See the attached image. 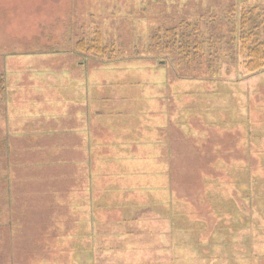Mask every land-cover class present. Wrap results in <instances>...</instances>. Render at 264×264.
<instances>
[{"label":"rangeland","instance_id":"rangeland-1","mask_svg":"<svg viewBox=\"0 0 264 264\" xmlns=\"http://www.w3.org/2000/svg\"><path fill=\"white\" fill-rule=\"evenodd\" d=\"M258 5L263 8L264 0H0V75L3 73L6 80L5 94L0 97V220L4 219L2 208L3 214H5L4 209L7 205L6 200L9 193L7 177L9 176L14 199L8 202L12 208H8V212H6L7 217H11V220L8 219L5 222H11H8L10 229L13 227L12 225H16L13 230H19L20 233L16 234L19 236L14 238V241L10 235V244H7L5 248L1 245L0 264H93L95 255L90 244H87L84 249L82 248L84 246L75 243L72 238L74 234L77 235L76 232L79 228L81 232H86V230L89 232L90 227L87 225L91 224L93 217H97L99 223H104V225L114 222L109 215L101 218L98 212L97 215L93 217L89 215L85 219V201L80 200L79 193L71 194L74 188L79 187L74 172L68 166L60 167L65 152L62 153L63 156L60 152L57 157H53V153L56 155L57 150L59 152L62 146L68 143L73 144L76 140V138L69 137L68 132L80 129V124H77L75 117L78 113L75 108L78 106L76 97L80 91V84L82 85L86 79L87 68L90 70L86 79L87 87L98 88L100 92L105 87L107 88L108 92L103 96L108 99L105 102L100 101L97 108L100 107L99 110L108 116H131L136 108V94L134 95L132 92L133 89L127 86L125 89H120L123 87L124 81L131 83L142 81L145 85L144 89L147 90L151 86V82H159L167 78L171 84L168 89L170 97L167 105L168 113L173 112L176 104L174 80L179 82L176 88H179L178 85L182 88V90L178 89L181 92L177 95H179L180 101L185 104L183 106L184 116H189L194 111L195 116L200 115L202 111L207 112L206 105L210 104L213 98L216 106L223 102L226 105L237 104L239 102L237 96L229 101L222 98L223 95L216 94L215 97L211 95L208 102L204 94L205 86L210 90L215 91L216 89V93H223L226 90L214 85L213 80L215 83L217 80L242 81V90L245 91L255 88L253 87L255 86L253 75L243 78L248 74L241 65L243 59L237 58L233 61L230 57L231 53L237 49L227 46L224 41L223 43L216 42L215 49L211 51L210 44L206 43L205 50L202 52L204 57H199V55L198 58L189 59L188 64L193 67L192 70H189L185 68L184 62L181 63L179 58L162 59L155 55L145 54L148 48L147 39L151 30L157 26L171 25L180 17L188 18L192 22L198 16L205 17L206 21L212 20L214 17L213 26H208V28H212L211 33L210 30H206V25H203L204 35L212 37L215 32H220L225 39H228V19L231 18L234 11L237 16L241 8L248 9ZM100 38V48L103 49V52L101 51L99 55L95 51L87 50L85 53L87 59L82 52H79V42L84 40L86 47L89 48L96 44V40ZM69 49L71 50L69 51ZM216 51H219V56L214 54ZM61 55H67L71 61L80 62V64L82 62L85 64V59L87 62H90L89 59H91L106 62V64L93 62L89 65L87 63V68L85 66L83 73H80L83 68L76 65L70 67L69 59H65L62 65H58V61H60L58 58ZM184 64L186 65V63ZM201 64H206V67L199 66ZM228 70L231 72H227ZM201 81L206 83L205 86ZM195 82L199 83L198 90L192 84ZM152 86L156 87L153 88V95L156 96L158 88L160 92H163L159 84ZM189 91H198L199 97H195L194 93L191 95ZM79 93L82 95L81 92ZM156 97L150 98L149 111L145 110L146 115H160V99L158 95ZM217 115L219 116L218 113ZM234 115H237V111ZM101 118H103L104 124L109 122L105 116ZM130 123V121L118 120L113 123L112 128L116 130V134H131L123 129ZM139 123L138 129L141 130L143 129L142 122L139 121ZM158 124L163 123L156 121L151 127V134L153 132L158 134L162 129H159L158 126L155 127ZM129 139L131 145L126 146L124 150L115 146L111 149L105 144L102 149L107 152L103 153H108V155L103 156L100 152L94 155L92 173L98 176L101 173L111 172L110 177L113 183L118 184L116 187L119 189H123L128 183V177L117 179V173L127 174L132 170L123 169L120 166L121 162H118L116 157L122 158L130 155L127 151L131 147L135 148L136 153H143V146H137L135 138ZM104 140L107 142L106 139ZM6 143V150L9 153L5 150ZM151 145L149 143V148H145L144 151L149 153L152 158L155 155V149ZM44 152L48 153L47 159L44 158ZM82 154L74 149L68 152V157L75 164L76 159H80ZM107 157L112 158L113 162L109 163L110 160ZM51 161L58 162L54 164L57 167L50 168L46 162ZM130 163L135 165L134 167H138L141 161ZM151 169L152 171L158 170V165L151 164ZM139 175L136 174V176ZM53 177H56L55 180L68 182V184L62 183L61 191L63 193L45 195L43 187L52 183ZM91 183V193L94 197V199L92 198V211L100 207L105 210L110 209L111 206L116 208L126 204L118 201L117 193L121 192L118 189L113 191V195L103 194L104 199L101 201L96 196H99L105 186L95 184L93 179ZM159 184V179H155L152 175L150 191L136 189L135 197H133L135 199L130 202L135 205L130 206V209L145 208L142 200H146L149 194L156 200L161 199L164 194L161 192L162 187ZM81 188H83L82 185ZM186 190L183 187L180 189L181 192H178L189 198L190 195L187 193L190 191L186 192ZM206 190L205 187V192ZM142 191L145 193L144 195H142ZM209 191L213 196L208 202L212 203L216 219L219 220L216 221L218 224L215 222L211 226L213 231L209 236L212 245L210 247L200 246V256L208 255L207 252L212 248L209 253L214 258H211L206 264H252L250 260H238L236 255L240 250L234 248L233 244L227 249L223 248L222 243L225 241H222L224 234L222 210L229 206L227 201L216 198V196L220 198L221 195L225 196L222 185L221 187L216 186V188L212 186ZM90 194L88 196H91ZM170 194H172V189L168 188L166 197L172 198L173 196ZM170 202L175 203V200ZM185 202L179 204L177 202L175 206L183 209L184 213L192 212L189 201ZM197 204L198 201L194 203L193 212L198 210ZM10 209L11 212H9ZM133 213L135 212H131V214ZM146 215L147 213L143 217ZM138 217L147 222L145 218ZM2 222L4 223V221ZM191 222V218L186 216V218H177L174 223L179 228L177 231L182 229L183 236L193 233L188 238L189 242L194 244L196 238L200 236L199 233L205 231L207 225L205 221L194 224ZM157 223L156 217L151 218L145 223L146 229H156L159 226ZM105 228L108 227L104 226V231H106ZM58 236L68 237V239L59 243L56 239ZM206 236L204 234V237ZM209 236H207L208 239ZM53 239L57 241H53ZM183 245L187 246L186 243ZM195 248L198 249V246L195 245ZM123 251L126 252V250ZM256 251L258 254L264 255V243L262 248H256ZM103 256L110 257L106 253L99 257ZM134 256L153 258L155 255L135 252ZM171 256L173 257L172 252ZM255 258L254 256L253 259L255 260ZM103 259V264H105L107 259L104 257ZM187 263L202 264L196 257H192V260H188ZM167 264H175V261Z\"/></svg>","mask_w":264,"mask_h":264},{"label":"crops","instance_id":"crops-1","mask_svg":"<svg viewBox=\"0 0 264 264\" xmlns=\"http://www.w3.org/2000/svg\"><path fill=\"white\" fill-rule=\"evenodd\" d=\"M65 59H69L67 55H61L58 58L60 60L58 65H62ZM89 61L85 63L89 65L93 62L106 64V62L91 59ZM82 63L71 61L70 67L76 65L83 68L80 72L83 73L85 64ZM89 74L90 70L87 68V71H85L86 79ZM252 75L255 79V86H253L255 88L251 91L242 90V81L217 80L216 84L213 80L214 85L226 89L223 93H216L215 88L214 91L205 86L204 81L206 80L201 81L206 88L204 94L208 102L210 101L209 97L211 95L215 97L216 94L223 95L222 98L229 101L237 96L239 102L233 105H226L223 102L221 105L218 103V106H216L213 98L210 104L206 105L207 107L205 106L207 112L202 111L197 116H195V111L189 116L183 115L185 104L180 101L179 95H177L181 92L178 90L180 85H178V89L176 88V85L179 84L177 80L173 82L175 108L172 113H168L167 105L170 101L168 89L171 84H169L167 78L159 82H151V86L147 90L144 89L145 85L142 81L133 83L124 81L123 87L120 89H125L126 86L133 89L132 92H134V95L136 94V108L133 109L131 116H108L99 110L100 107L97 108L100 101L105 102L108 99V97L103 96L108 92L106 91L107 88L105 87L101 93L98 88L87 87V81L84 78L85 81L82 85L80 84V91H78L76 97L78 106L75 107L78 111L75 117L77 124H80V129L68 132V136L76 138V140L73 144L64 145L65 148L62 147L57 152L59 154L62 151L65 152L60 167H70L74 172L75 180L78 181L79 187L74 188L71 194L79 193L80 200L85 201V219L86 216L91 215L93 217L98 212L101 218L109 215L114 221L110 225L108 223L104 225V223H99L97 217H93L91 224L87 225V227H90L89 232L87 230L81 232L79 228L76 232L77 235L74 234L72 238L75 243L84 246L82 247L84 249H86L87 244H90V248L94 249L95 255L93 264H103V257L107 259L105 264H167L169 262L174 263V261L175 264H189L187 261L192 260V257L199 259L202 264L209 263V260L214 258L209 253L212 248L206 256H200L199 248L200 246L210 247L212 245L209 236L213 231L211 226L219 219H216L215 211L211 206L212 203L209 204L208 202L213 196L209 189L212 186L216 188V186L221 187V185L225 190V196L221 195V198L214 196L227 201L229 206V208L222 210V217L224 218L222 241H225L222 243L223 248L227 249L228 246L230 247L233 244L234 248L240 250L236 255L239 261L250 260L252 264H263L264 255L258 254L256 248H262L264 243V71ZM249 76L251 75L246 74L243 78ZM155 84H159V87L163 90V92H160L158 88V93H156V96L158 95L160 99V115H146L145 110L149 111L150 98H157L152 94L155 87L152 85ZM192 84L198 90L199 83ZM189 92L191 95L194 93L195 97H199L198 91ZM190 107L193 108V106ZM236 111L237 115H234ZM104 116L109 121L108 123L104 124L102 122L103 118L101 117ZM118 120L131 122L123 128L131 134H116V130L112 127L113 123ZM139 121L142 122L143 129L141 130L138 129ZM156 121L163 123L155 125V127L158 126L159 129H162L159 130L158 134H156L157 132L151 134V127L154 126ZM135 132L138 133L134 134ZM129 138H135L136 145L143 146V153H136L135 148L131 147L127 151L130 155L122 158L116 157L118 162H121L120 166L123 169L132 170L128 171L127 174L117 173V179L128 177V183L123 189H119L116 187L118 184L113 183L110 177L111 172L101 173L98 176L92 173L94 155L100 152L103 156H107L108 153H103L107 151L102 149L105 144L111 149L115 146L124 150L126 146L131 145ZM140 138L142 139L140 140ZM149 143L155 149V155L152 158L149 153L144 151L145 148H149ZM74 149H77L79 153H83L80 159H76L75 164L68 157V152ZM110 153L112 154V151ZM107 159L110 160L109 163L113 162L112 158L107 157ZM132 161H141V164L134 167L135 165L130 163ZM46 163L50 168H55L57 166H54V164L58 162ZM151 164H157L158 170L154 169L155 171H152ZM136 174L140 175L136 176ZM152 175L155 179H159V186L162 187L161 192L164 194L163 197L156 200L149 194L146 200H142L145 208L130 209V206L135 205V203L131 204L130 202L135 199L133 197H135L136 189L150 191ZM92 179L95 184L105 186L99 196H96L98 199L103 201V194L109 195L118 189L121 191L117 193L118 201L126 204L116 208L111 206L110 209L105 210L100 207L92 211V198L94 199L92 197L93 193H91ZM81 185L83 188H81ZM203 185L207 189L206 192ZM181 187L190 191V193H187L190 195V199L187 195L179 193ZM168 188L172 189V194H170L173 196L172 198L166 197ZM89 194L91 196H88ZM68 199L70 198L68 197ZM173 199L175 203L170 202ZM185 201H189L192 212L184 213L183 209L175 206L177 202L179 204ZM196 201H198V210L193 212ZM131 212L135 213L131 214ZM145 213L147 215L143 217ZM138 216L145 218L147 222L156 217L159 226L156 229H146L145 223L147 222L139 219ZM186 216L191 218L192 224L205 221L207 225L206 230L199 233L200 236L196 238L194 244H191L188 238L193 233H187L183 236L182 229L177 231L179 228L174 223L177 218H186ZM216 223L218 224V222ZM104 226L108 227L105 228L106 231H104ZM204 234L209 236V239L207 236L204 237ZM56 239L60 243L67 240L68 237L58 236ZM56 239H53V241H57ZM184 243L189 247L184 246ZM195 245L198 246V249H194ZM123 250H126V252ZM204 251L206 252L207 248ZM135 252L152 253L155 256L153 258L150 256L142 258L141 256H134ZM104 253L110 255V257H99ZM254 256L256 257L255 260L253 259ZM224 257L226 258V256Z\"/></svg>","mask_w":264,"mask_h":264},{"label":"trees","instance_id":"trees-1","mask_svg":"<svg viewBox=\"0 0 264 264\" xmlns=\"http://www.w3.org/2000/svg\"><path fill=\"white\" fill-rule=\"evenodd\" d=\"M262 7L263 8L259 5L249 7L248 9L243 7L240 9L237 16L234 14L235 11L233 10L234 13L232 12L233 14L231 15V18H227L229 22L228 39H225L224 35L220 34V32H215L212 37H208L207 34L204 35L203 25L205 24L206 30H210L211 33L212 28L210 29L208 26H213L212 20H214V17H212V20L209 19L206 21L205 17L198 16L197 19L194 21L192 20V22L188 18L183 19L180 17L177 21L172 22L171 25L165 24L163 26H157L152 29L151 32L149 31L150 34L147 39L148 48L145 54L150 56L155 55L158 56L157 58L162 59L179 58L181 63H186V65L183 63L186 69L192 70L193 67L188 64L190 61L189 59H192V57L198 58L199 55V57H204L202 52L205 50L206 43L210 44V50L213 51L216 47V42L223 43L225 41L227 46L237 49V51L234 50V52L230 55L233 61L237 58H242L243 60H241V65L249 75L260 73L264 71V6ZM100 45L101 38L96 40V44L89 48L86 47V43L83 40L78 43V47H80L78 50L79 52H82L84 56L87 50L95 51L97 55H99L101 51L103 52ZM218 52L219 51H216L214 54L219 56ZM209 55L211 54L209 53ZM86 58L88 59V57ZM87 59H85V62ZM202 65L204 64L199 66ZM204 66L206 67V64ZM227 72H229V70ZM5 88V75L1 73L0 97L4 96ZM6 147L7 143L5 150ZM62 147L65 148L64 146ZM6 152L9 153L7 150ZM62 153L63 151L61 152V156H63ZM54 156L57 157L58 152L56 155L53 153V157ZM47 157L48 153H45L44 158L47 159ZM8 179L9 185L7 186V191L9 193L8 195L6 193L8 198L6 200L7 205L4 209L5 214H3L2 208V217H4V219L1 218L4 223L0 220V248H2V246L5 248L7 244H10V235L12 236V241H14V238L16 239L17 236H19L16 234H20L19 230H13V227L15 228L16 225H12L13 227L10 229L9 223L11 222H5L8 219L11 220V217H7L6 212H8L7 209L11 207L8 202L14 199L9 176L7 177V180ZM55 179L56 177H53V180H51L52 183H50L47 187H43L45 195L62 193V183L68 184V182H61ZM9 212H11V209ZM8 257H10V254H8ZM12 257H14V255H12Z\"/></svg>","mask_w":264,"mask_h":264},{"label":"flooded vegetation","instance_id":"flooded-vegetation-1","mask_svg":"<svg viewBox=\"0 0 264 264\" xmlns=\"http://www.w3.org/2000/svg\"><path fill=\"white\" fill-rule=\"evenodd\" d=\"M69 51H70V49H69ZM65 53H67V52H65ZM87 64L85 63V66H86ZM86 68H87V66H86Z\"/></svg>","mask_w":264,"mask_h":264}]
</instances>
